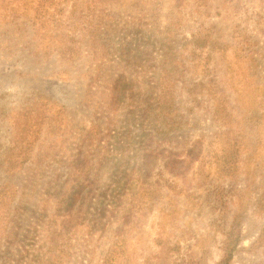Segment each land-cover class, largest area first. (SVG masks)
<instances>
[{
    "label": "rangeland",
    "instance_id": "374dc122",
    "mask_svg": "<svg viewBox=\"0 0 264 264\" xmlns=\"http://www.w3.org/2000/svg\"><path fill=\"white\" fill-rule=\"evenodd\" d=\"M58 1L74 33L46 57L23 25L0 28V157L36 136L33 159L0 167V187L18 192L0 224V264H40L55 247L61 264H104L121 234L129 264H215L232 224L241 239L228 264H264V0ZM175 50L194 96L226 87L243 137L235 177L213 161V108L186 90L162 94ZM209 79L213 88L197 83ZM34 101L48 118L8 151Z\"/></svg>",
    "mask_w": 264,
    "mask_h": 264
},
{
    "label": "trees",
    "instance_id": "16d2710c",
    "mask_svg": "<svg viewBox=\"0 0 264 264\" xmlns=\"http://www.w3.org/2000/svg\"><path fill=\"white\" fill-rule=\"evenodd\" d=\"M56 10L59 11L58 14L54 13ZM63 11L64 6H61L58 0H0V28H4L5 25L10 23H12L11 25H23V31L29 32L33 37H38L40 39L41 46L39 47V51L42 52V48H45L44 53H42L44 57H46L47 54H50L52 50L54 51L56 49L53 47V43L57 44L60 39H66L74 33L72 29H68V25L63 23L62 20L64 16L61 15ZM66 17L72 19L71 15ZM181 18L182 17H178L175 22L177 30L182 24ZM78 22H80L78 24H81V19L78 20ZM13 30L16 31L17 28H14ZM7 31L8 30L2 32L6 33ZM77 34H80V32L78 31ZM66 48L65 45L62 50H65ZM192 52H194V49ZM185 58L183 51L180 52L176 50L169 56L167 62L172 68L171 70L165 71L167 83L163 86L162 94L165 95L168 100L173 101L174 92H182L183 90H186L188 94L191 95L190 99L195 100L196 102H206L207 106L213 108L215 114L214 118L220 123L219 129L215 132L217 142L219 143V150L215 154L216 157L213 161L216 170L221 174L235 177L239 168L237 165L243 137L235 133L236 126L233 124L234 117L229 110L230 106L226 105V101L224 100L228 93L226 87L224 88V92L214 94L213 96H209L207 93L202 94L201 98L194 96L193 93H191V87H187V84L190 83L189 80L181 79V77L186 75V68L183 63ZM203 58L206 59L205 64L210 60L209 56H203ZM197 83L201 85V88H213L215 80H201ZM229 99L230 97H227V100ZM235 100L239 102L237 97H235ZM42 105L43 103L41 101H34L24 107L14 119V124L19 129L20 134L18 138L14 140L12 139L8 151H13L16 141L23 143L27 140L26 133L28 130L29 132L36 131V127H33V125L42 123L48 118L49 111L42 109ZM239 133L241 134V132ZM35 139L36 136L33 140L25 143L24 152H22V148L17 152L19 157H0V167L6 173H11L16 169L18 164H26L30 159H33V157H30L29 153L30 147H34L32 146V143ZM27 144L29 145L28 149ZM248 152L249 151H247V154H249ZM180 161L181 160H176V162ZM79 170L81 171L82 168ZM81 176L82 175H80V177ZM155 190L156 188L152 185L146 186L142 189V191H146V194L148 195V199L144 200L143 203H147L153 198ZM17 193V187L9 182H6V185L0 187V224H2V228L6 226L8 217L11 216L9 207L13 201H17ZM218 194L220 197H223L221 192ZM261 199L259 205L264 207V195ZM238 222L239 218L237 223ZM261 234L264 235V227H262L260 231V236ZM240 239L241 233L239 224H232L224 233V238L222 240L223 255L215 264H228L233 254L238 250ZM129 243L128 238L124 236V234H121L117 238V241L113 243L108 255L104 259V264H129L130 258L126 254L121 260L123 254L122 250L129 246ZM61 262L62 253L60 249L55 247V249L49 251L48 257L40 264H61Z\"/></svg>",
    "mask_w": 264,
    "mask_h": 264
}]
</instances>
